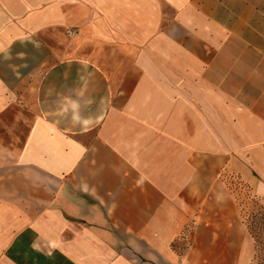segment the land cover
<instances>
[{
	"label": "crops",
	"instance_id": "obj_1",
	"mask_svg": "<svg viewBox=\"0 0 264 264\" xmlns=\"http://www.w3.org/2000/svg\"><path fill=\"white\" fill-rule=\"evenodd\" d=\"M235 179L264 0H0V264H249Z\"/></svg>",
	"mask_w": 264,
	"mask_h": 264
},
{
	"label": "rangeland",
	"instance_id": "obj_2",
	"mask_svg": "<svg viewBox=\"0 0 264 264\" xmlns=\"http://www.w3.org/2000/svg\"><path fill=\"white\" fill-rule=\"evenodd\" d=\"M232 183L240 215L246 221L253 241L254 250L249 264H264V204L242 187L240 179H235Z\"/></svg>",
	"mask_w": 264,
	"mask_h": 264
},
{
	"label": "built area",
	"instance_id": "obj_3",
	"mask_svg": "<svg viewBox=\"0 0 264 264\" xmlns=\"http://www.w3.org/2000/svg\"><path fill=\"white\" fill-rule=\"evenodd\" d=\"M75 33V31L74 30H71V31H69V35H73ZM190 248V246L189 245H187L186 246V249H189Z\"/></svg>",
	"mask_w": 264,
	"mask_h": 264
}]
</instances>
